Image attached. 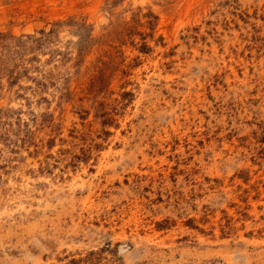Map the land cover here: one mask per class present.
<instances>
[{
    "label": "rangeland",
    "instance_id": "rangeland-1",
    "mask_svg": "<svg viewBox=\"0 0 264 264\" xmlns=\"http://www.w3.org/2000/svg\"><path fill=\"white\" fill-rule=\"evenodd\" d=\"M0 264H264V0H0Z\"/></svg>",
    "mask_w": 264,
    "mask_h": 264
}]
</instances>
